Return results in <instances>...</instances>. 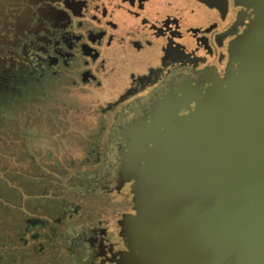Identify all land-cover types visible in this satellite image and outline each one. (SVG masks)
I'll use <instances>...</instances> for the list:
<instances>
[{
	"label": "flooded vegetation",
	"instance_id": "af4514ba",
	"mask_svg": "<svg viewBox=\"0 0 264 264\" xmlns=\"http://www.w3.org/2000/svg\"><path fill=\"white\" fill-rule=\"evenodd\" d=\"M256 12L245 0H0V93L31 81L43 95L87 100L92 147L83 161L109 169L94 170L60 215L27 219L29 263L130 264L120 223L137 214L129 147L181 133L198 109V122L216 118L223 136L233 131L234 86L249 67L234 48Z\"/></svg>",
	"mask_w": 264,
	"mask_h": 264
},
{
	"label": "water",
	"instance_id": "95a60500",
	"mask_svg": "<svg viewBox=\"0 0 264 264\" xmlns=\"http://www.w3.org/2000/svg\"><path fill=\"white\" fill-rule=\"evenodd\" d=\"M245 4L257 12L234 48L249 67L234 86L233 131L198 122V109L181 133L129 147L137 214L120 223L130 264H264V0Z\"/></svg>",
	"mask_w": 264,
	"mask_h": 264
},
{
	"label": "rangeland",
	"instance_id": "374dc122",
	"mask_svg": "<svg viewBox=\"0 0 264 264\" xmlns=\"http://www.w3.org/2000/svg\"><path fill=\"white\" fill-rule=\"evenodd\" d=\"M46 91L27 81L0 93V264H39L35 256L30 263L25 258L20 235L27 219L60 215L92 182L94 170L96 176L109 170L108 163L83 161L92 147V104L60 89ZM100 151L104 159L103 146Z\"/></svg>",
	"mask_w": 264,
	"mask_h": 264
}]
</instances>
